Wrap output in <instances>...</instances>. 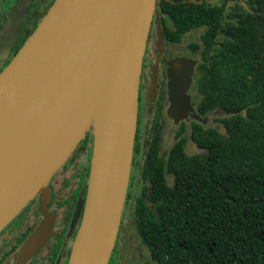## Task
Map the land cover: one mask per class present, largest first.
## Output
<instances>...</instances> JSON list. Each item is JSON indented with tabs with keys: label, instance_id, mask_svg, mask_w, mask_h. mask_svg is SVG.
<instances>
[{
	"label": "water",
	"instance_id": "water-1",
	"mask_svg": "<svg viewBox=\"0 0 264 264\" xmlns=\"http://www.w3.org/2000/svg\"><path fill=\"white\" fill-rule=\"evenodd\" d=\"M31 1L18 0L3 26L0 57ZM154 18L158 22L157 0H53L1 70L0 231L37 195L44 214L21 258L49 231L51 178L91 132L85 198L79 196L74 216L83 211L68 264H108L129 187L140 74ZM171 81L168 114L177 122L182 96L173 73ZM189 111L206 121L191 105Z\"/></svg>",
	"mask_w": 264,
	"mask_h": 264
},
{
	"label": "trees",
	"instance_id": "trees-1",
	"mask_svg": "<svg viewBox=\"0 0 264 264\" xmlns=\"http://www.w3.org/2000/svg\"><path fill=\"white\" fill-rule=\"evenodd\" d=\"M245 2L249 10L226 11L225 2L157 0L158 22L173 23V39L204 27L195 44L197 107L228 113L214 118L223 132L193 123L194 154L180 131L161 152L160 126L149 129L126 205L153 264H264V0Z\"/></svg>",
	"mask_w": 264,
	"mask_h": 264
},
{
	"label": "flooded vegetation",
	"instance_id": "flooded-vegetation-1",
	"mask_svg": "<svg viewBox=\"0 0 264 264\" xmlns=\"http://www.w3.org/2000/svg\"><path fill=\"white\" fill-rule=\"evenodd\" d=\"M17 1L9 0L0 9V42L4 38L2 28L8 17L16 14ZM52 2L53 0L31 1L26 20L19 29L13 45L6 54L0 57V72L34 30ZM172 25L173 23L169 20L157 22L153 19L143 56L133 149L134 156L135 147L140 145L137 158L139 166L147 148L149 129L152 123H157L160 126L161 134L167 122L173 124L175 126L173 132L175 141L176 132L180 131V135L186 138V134L190 133L194 122L206 125L208 120V114H200L197 107L200 96L197 81L199 77L198 68L202 61L201 54L195 46V41L185 44L183 43L184 35L178 40L167 35L166 30H170ZM159 33H161V39ZM172 73L178 88L176 93L182 96L180 102L182 108H180V112H176L177 122L175 118L168 114L171 105L169 92ZM183 93L186 94V99L183 98ZM190 105L196 114L200 115L202 119H206L205 122L192 117V113L189 111ZM214 111L219 112V109L212 112ZM81 145L80 150L78 146ZM78 146L68 162L60 168L49 182L51 198L48 201L46 210L52 216V220L46 238L35 251L25 258H21L23 246L28 238L38 231L44 218V214L40 209V197L37 195L0 231V264H68L83 211L81 208L80 215L74 216L79 196L82 199L85 198L83 191L86 190L88 177L85 166L90 163L91 132L86 135V139L81 141ZM77 148L78 151H76ZM67 166H72V168L68 170L69 172L66 175L73 174L71 171L75 174L69 184L63 181L65 178H56V175ZM133 167L132 164L129 186L132 183ZM132 184L134 185V182ZM131 187L133 189L134 186ZM135 225L136 221L133 218L132 207L127 206L125 201L115 245L108 264H153L150 262L148 250L141 242Z\"/></svg>",
	"mask_w": 264,
	"mask_h": 264
},
{
	"label": "rangeland",
	"instance_id": "rangeland-1",
	"mask_svg": "<svg viewBox=\"0 0 264 264\" xmlns=\"http://www.w3.org/2000/svg\"><path fill=\"white\" fill-rule=\"evenodd\" d=\"M192 1H197V0H192ZM199 1L204 2L206 4H211V5L222 4L225 2L226 3V11H229L230 8L235 4H238L241 7H243L244 9L249 10V7L246 4L245 0H199ZM7 2H9V0H0V9ZM203 30H204V27H200V28L192 29L189 32L185 33L183 36V39H184L183 43L186 44L190 41L200 42V35H201ZM198 56H199V54H198ZM217 116H222V114L220 112H217V111L210 112V114H208V120H207L206 125L216 127V128H218L219 131L223 132L224 129H223L222 125L219 122L214 121V118ZM169 123L170 122H167V124L165 125V128L163 130V133H162L161 152H165L174 142L173 132L175 130V126H173V124H171V123L169 124ZM85 139H83L82 141H84ZM80 147L82 148V145L78 146V148L81 150ZM78 148L76 151H78ZM185 149H186V152L188 154H194V153H197L200 151V148L197 147L196 144L191 140L190 133L186 134ZM70 168H72V166H67L66 168L62 169L56 175V178H65V179H63V181L66 184H69L70 182H72L74 175H75L74 172L71 171V173H73V174L66 175L67 172H69L68 170ZM138 170H139V165L136 163L133 167V170H132V182H134V180L139 178ZM167 179H168L169 183L172 182V177L169 174H167Z\"/></svg>",
	"mask_w": 264,
	"mask_h": 264
}]
</instances>
